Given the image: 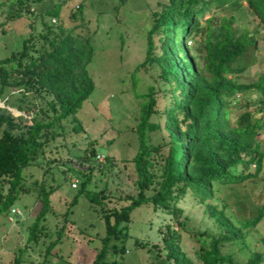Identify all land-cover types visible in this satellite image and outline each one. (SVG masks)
<instances>
[{"label": "trees", "instance_id": "obj_1", "mask_svg": "<svg viewBox=\"0 0 264 264\" xmlns=\"http://www.w3.org/2000/svg\"><path fill=\"white\" fill-rule=\"evenodd\" d=\"M35 1L0 0V14L5 7L11 11V18L29 14ZM62 3L48 8L52 25L42 23L40 32L24 39L20 50L0 58V212L10 211L21 195L30 193L32 187L24 184L23 170L53 139L63 135L64 119L73 116V131L82 130L75 115L94 90L89 70L94 54L90 34L74 33V27L57 23ZM246 8L264 26V0H166L151 8L145 56L139 66H156L163 88L150 86L140 107L139 151L132 158L137 192L125 197L129 203L121 209L103 213L106 234L92 264L103 262L111 239L126 240L127 224L135 208L150 204L154 211L169 214L182 229L178 202L188 193L204 202L215 198L218 186L243 183L261 173L264 152L259 136L264 118L255 117L256 112H262L260 108L250 110L249 93L260 92L259 101H264V74L249 83L234 79L245 70L236 65L238 59L256 43L254 29L240 15ZM81 12L79 3L72 17ZM189 41L192 45L187 44ZM158 93L168 100L163 108L158 106ZM155 115L159 119L151 120ZM153 130L165 133L162 145L145 142V134ZM69 164L80 169L72 159ZM236 167L239 171L232 172ZM88 181L87 177L80 184V191L98 205L105 196L87 190ZM51 192L38 193L41 207L32 236L50 206ZM207 205L219 230L193 233L198 242L196 261L182 250L180 234L170 223L160 231L162 248L152 245L157 253L164 251L169 264L262 262L264 251H254L240 262L225 247L236 243L247 246L245 234L263 219L264 205L239 225L223 210ZM62 228L47 250L57 243ZM262 240L264 245V237ZM136 243L141 248L147 246Z\"/></svg>", "mask_w": 264, "mask_h": 264}, {"label": "rangeland", "instance_id": "obj_2", "mask_svg": "<svg viewBox=\"0 0 264 264\" xmlns=\"http://www.w3.org/2000/svg\"><path fill=\"white\" fill-rule=\"evenodd\" d=\"M58 1L61 0L35 1L30 5L32 12L13 18L5 7L0 14V58L20 50L24 39L40 32L42 23L52 25L48 8ZM165 1L62 0L57 23L66 28L74 27V33L90 34L94 54L89 70L94 90L75 115L82 130L73 131V116L64 119L63 135L53 139L44 148V153L23 170L24 184L32 190L21 195L13 205L20 213L0 212V264H92L95 260L106 234L103 213L121 209L129 203L125 197L137 192L132 158L139 151L140 107L150 86L163 88L158 79V68L139 64L145 56L150 10ZM79 3L82 12L72 17ZM243 13H240L241 18L254 29L256 43L238 59L236 65L245 70L234 79L249 83L264 74V26L247 8ZM187 44L192 45V41ZM249 95L250 110L260 108L262 112H256L255 117L263 119L264 101H259L260 92L252 91ZM157 99L160 108L168 102L161 93L157 94ZM0 105L3 106V102ZM157 119L155 115L151 120ZM164 136L163 131L153 130L147 131L144 138L148 145H162ZM259 138L260 150L264 152V128ZM165 150L166 147L161 151ZM70 159L76 160L82 170L71 167ZM263 170L264 159L257 178L218 186L215 198L211 200L199 202L188 193L178 202L182 208V229L169 214L154 211L150 204L135 208L127 224L128 237L123 241L111 239L100 264H169L164 251L158 254L152 247L162 248L160 231L168 223L178 230L182 250L196 261L194 251L198 242L193 233L219 230L217 219L207 204L223 210L236 225L254 216L264 205ZM238 171V167L232 169V172ZM87 177L86 189L103 192L105 196L98 205L91 203L80 191V184ZM74 179L78 180L76 187L71 185ZM49 189H52L50 206L40 228L32 236L31 229L41 207L38 193ZM61 228L59 240L47 250ZM263 237L264 217L253 231L245 234L246 247L236 243L226 246L225 250L244 262L252 252L264 251ZM137 241L147 243V246L141 248ZM122 247L124 251L117 250ZM259 264H264V258Z\"/></svg>", "mask_w": 264, "mask_h": 264}, {"label": "built area", "instance_id": "obj_3", "mask_svg": "<svg viewBox=\"0 0 264 264\" xmlns=\"http://www.w3.org/2000/svg\"><path fill=\"white\" fill-rule=\"evenodd\" d=\"M103 158H104V157H103ZM101 160H102V159H101ZM77 184H78V180H77V179L72 180L71 185H72L73 187H76ZM10 212H11L12 214H16V215L20 213V211H19L18 209H14V208H11V209H10ZM9 219H11V216H9Z\"/></svg>", "mask_w": 264, "mask_h": 264}, {"label": "water", "instance_id": "obj_4", "mask_svg": "<svg viewBox=\"0 0 264 264\" xmlns=\"http://www.w3.org/2000/svg\"><path fill=\"white\" fill-rule=\"evenodd\" d=\"M37 1L40 2L41 0H37ZM73 165H74L75 167H78V168L81 169V167L77 164L76 160H73Z\"/></svg>", "mask_w": 264, "mask_h": 264}]
</instances>
